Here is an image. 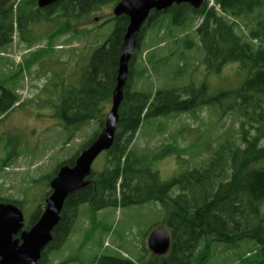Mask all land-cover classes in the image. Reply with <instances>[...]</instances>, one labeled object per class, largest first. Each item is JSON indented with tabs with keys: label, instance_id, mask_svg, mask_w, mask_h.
<instances>
[{
	"label": "trees",
	"instance_id": "1",
	"mask_svg": "<svg viewBox=\"0 0 264 264\" xmlns=\"http://www.w3.org/2000/svg\"><path fill=\"white\" fill-rule=\"evenodd\" d=\"M120 1L61 0L39 9L37 0H11L0 12V49L9 46L14 28L23 41L30 43L25 40L29 26L43 22L51 25L48 51L52 52V41L62 35L88 39L86 64L78 81L67 88L59 104L53 107L51 116L61 122L69 140L91 121L97 127L91 139L71 159L60 163L50 181L62 166H73L78 155L105 128L106 109L115 92L121 46L129 19L123 14H112L94 29L86 26L94 12L110 6L113 10ZM214 2L219 11L204 0L198 9L181 3L164 11L150 12L136 37L117 110L114 139L104 151L103 167L99 171L91 169L87 185L65 199L52 240L37 264H48L47 253L65 243L82 205L99 211L151 201L165 210L162 223L170 235L171 246L166 255L150 254L148 262L142 264H209L211 245L221 247L216 244L224 246L221 247L223 251L231 250V264H264V0ZM24 4L28 5L26 12L21 10ZM164 16L169 18L170 25L180 28L197 20L193 31L204 52L206 71L219 73L225 65L237 63L238 70L245 74L240 86L214 96L209 95L205 83L155 92L133 90V63L145 30L158 25ZM109 22L113 24L112 29L103 28ZM240 26H244L246 34ZM182 44L192 49L195 42L186 37ZM142 75V71L137 73V76ZM19 100L16 90L0 84V116L12 111ZM204 107L222 114L233 113L239 123L236 137L231 135L218 143L199 167L169 181H161L153 167L155 162L170 154L178 155L180 150L164 146V151L153 158L154 162H148V153L132 148L140 127L151 119L192 114ZM49 194L50 190L46 197ZM0 203H11L19 208L22 204L1 197ZM43 207L44 202L22 230H28L38 220ZM240 243L251 247L232 252L231 248L236 251ZM97 264L137 263L123 257L101 256Z\"/></svg>",
	"mask_w": 264,
	"mask_h": 264
},
{
	"label": "rangeland",
	"instance_id": "2",
	"mask_svg": "<svg viewBox=\"0 0 264 264\" xmlns=\"http://www.w3.org/2000/svg\"><path fill=\"white\" fill-rule=\"evenodd\" d=\"M10 2H4V7L13 3ZM27 9L28 5L24 4L21 10ZM110 16L112 6L103 7L93 13L86 27L94 29ZM169 22L164 16L158 25L145 30L133 63V90L155 92L205 83L209 95L214 96L240 86L245 74L238 70L237 63L225 65L219 73L206 71L204 52L193 31L197 20L185 28ZM112 26L109 22L103 28L112 29ZM50 29L51 25L45 22L29 26L30 32L25 35L29 43L14 28L11 43L0 49V84L16 90L20 99L12 111L0 116V197L22 202L24 225L45 201L50 179L60 163L71 159L91 139L97 127L91 121L69 140L61 122L51 116L67 88L78 81L89 44L88 39L62 35L52 41V52L48 51ZM186 37L195 42L192 49L182 44ZM140 71L143 75L137 76ZM110 108L111 104L107 113ZM238 125L233 113L222 114L204 107L192 114L143 122L132 148L148 153V162H154L153 158L164 151V146L179 149L178 155L162 157L153 166L160 180L166 182L199 167L218 143L231 135L236 137ZM104 158L102 152L92 169L101 170ZM4 162L8 164L3 165ZM164 217L165 210L153 201L99 211L82 205L65 243L47 253L48 264H97L101 256L123 257L137 264L148 262L147 238L158 225L167 231L162 223ZM221 247L211 245L209 264L233 262L231 250L223 251ZM239 247L236 251L231 248L232 252L251 245L240 243Z\"/></svg>",
	"mask_w": 264,
	"mask_h": 264
},
{
	"label": "water",
	"instance_id": "3",
	"mask_svg": "<svg viewBox=\"0 0 264 264\" xmlns=\"http://www.w3.org/2000/svg\"><path fill=\"white\" fill-rule=\"evenodd\" d=\"M61 0H37L39 9ZM185 3L198 9L203 0H121L112 10L114 16L123 14L129 24L123 38L117 72V84L111 108L105 119V128L96 140L83 150L73 166H62L50 181V194L45 198L44 209L38 220L28 229L19 207L0 203V264H37L41 253L52 240V232L60 219L65 199L74 191L87 185L95 159L108 150L114 139L117 110L122 98V89L128 76V64L136 47V37L151 11H163L173 4ZM16 236V237H15ZM171 246V238L163 228L154 229L147 238V248L155 256H164Z\"/></svg>",
	"mask_w": 264,
	"mask_h": 264
},
{
	"label": "built area",
	"instance_id": "4",
	"mask_svg": "<svg viewBox=\"0 0 264 264\" xmlns=\"http://www.w3.org/2000/svg\"><path fill=\"white\" fill-rule=\"evenodd\" d=\"M209 7H214L216 10H218V6L215 5V3H214L213 0H210V1H209Z\"/></svg>",
	"mask_w": 264,
	"mask_h": 264
},
{
	"label": "flooded vegetation",
	"instance_id": "5",
	"mask_svg": "<svg viewBox=\"0 0 264 264\" xmlns=\"http://www.w3.org/2000/svg\"><path fill=\"white\" fill-rule=\"evenodd\" d=\"M172 6V5H171ZM4 9V2L0 1V12ZM164 11V10H163Z\"/></svg>",
	"mask_w": 264,
	"mask_h": 264
},
{
	"label": "crops",
	"instance_id": "6",
	"mask_svg": "<svg viewBox=\"0 0 264 264\" xmlns=\"http://www.w3.org/2000/svg\"><path fill=\"white\" fill-rule=\"evenodd\" d=\"M149 258H150V256H149Z\"/></svg>",
	"mask_w": 264,
	"mask_h": 264
}]
</instances>
